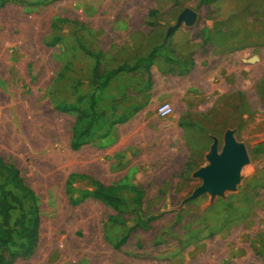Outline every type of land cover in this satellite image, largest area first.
Here are the masks:
<instances>
[{
	"label": "rangeland",
	"instance_id": "1",
	"mask_svg": "<svg viewBox=\"0 0 264 264\" xmlns=\"http://www.w3.org/2000/svg\"><path fill=\"white\" fill-rule=\"evenodd\" d=\"M186 7L194 25L165 38ZM80 44L103 74L155 46L170 70L117 74L82 135L95 58ZM227 134L246 153L235 182L194 196ZM0 158L38 210L32 253L0 250L12 264H264V0H0ZM99 186L125 203L92 198Z\"/></svg>",
	"mask_w": 264,
	"mask_h": 264
},
{
	"label": "trees",
	"instance_id": "2",
	"mask_svg": "<svg viewBox=\"0 0 264 264\" xmlns=\"http://www.w3.org/2000/svg\"><path fill=\"white\" fill-rule=\"evenodd\" d=\"M155 13V12H154ZM80 48L90 56L95 58L94 67L92 68V79L94 85V93L90 96L89 109L92 112L90 120L86 123L82 135L89 134L93 124V118L95 117L94 109L96 106V92H99L102 88L106 87L108 82L119 73H134L139 67L140 63L144 64V71L147 76H150L149 67L156 57V53L159 46L154 47L149 54L144 58H138L133 64L123 63L118 65L115 69L107 71L105 74L101 73L99 68V58L88 51L83 45L80 44ZM0 176L4 177V181L0 182V250L6 249L9 246H16L17 240L21 242L18 244V248L21 253L19 256L25 257L32 253L38 241V224L37 207L30 208L28 214L30 218H27V213L23 208V200H34L33 192L22 182L19 177V171L2 162L0 158ZM11 185L14 189L20 192V196L16 195L6 187ZM91 197L103 201L109 205H121L124 204V200L117 195L113 188L99 186L92 193ZM18 209L20 211L19 218L10 224L11 211ZM127 236L123 235L118 244H124ZM18 253H11L9 257L5 258L0 254V264H12L13 259Z\"/></svg>",
	"mask_w": 264,
	"mask_h": 264
},
{
	"label": "water",
	"instance_id": "3",
	"mask_svg": "<svg viewBox=\"0 0 264 264\" xmlns=\"http://www.w3.org/2000/svg\"><path fill=\"white\" fill-rule=\"evenodd\" d=\"M196 19L197 13L194 10L188 7L184 8L178 14L175 24L167 29L165 38H168L182 24L186 27H191L196 22ZM245 161V151L235 144L231 134H227L221 156L213 155L211 164L200 171L199 175L203 179V185L195 191L194 196L209 189L218 190L232 187L237 178L238 170Z\"/></svg>",
	"mask_w": 264,
	"mask_h": 264
},
{
	"label": "crops",
	"instance_id": "4",
	"mask_svg": "<svg viewBox=\"0 0 264 264\" xmlns=\"http://www.w3.org/2000/svg\"><path fill=\"white\" fill-rule=\"evenodd\" d=\"M246 6H248V4L246 5ZM187 8V7H186ZM191 9V8H190ZM241 21H238V24L240 23ZM248 23H250L251 24V26H250V28H252V27H255V34H254V36L255 37H258L259 35H261V33H262V29H261V24H262V21H259V27H258V29H257V24H256V21H249ZM224 24H227L226 22L225 23H223V25ZM183 25V24H182ZM182 25H180V27L182 26ZM194 25V24H193ZM192 25V26H193ZM234 25V24H233ZM243 26H246V28H247V22H246V19H244V22H243V24H242ZM185 26V25H184ZM191 26V27H192ZM235 26V25H234ZM180 27H178V28H176L175 30H177L176 31V33L175 34H177L179 31L178 30H181V28ZM186 27V26H185ZM187 29L186 30H183V33L184 34H187L188 32H189V28L190 27H186ZM238 29H240L241 31L243 30V28L241 27V25H239L238 26ZM174 30V31H175ZM173 31V32H174ZM172 32V33H173ZM173 38V37H172ZM191 38V35H189V37H188V40H187V42H185L183 45H180V44H178V43H174L175 45H179V46H181V48L182 49H184L185 50V52L182 54V57H184V58H186V56L190 53V52H192L193 51V48L194 47H196V44H197V42L195 41V40H191L190 39ZM190 39V40H189ZM251 39H252V36H251ZM252 46V45H251ZM253 46H261V42L260 41H258V42H255L254 41V45ZM252 46V47H253ZM156 47V46H155ZM154 48V47H153ZM153 48H151L144 56H141V57H139V58H144V57H146L148 54H149V52L153 49ZM182 49H181V51H176V53L178 52L179 54H180V52L182 53ZM177 53V54H178ZM253 56H255V55H253ZM138 59V58H137ZM253 59V58H252ZM137 61V60H136ZM135 61V62H136ZM160 63L162 64V65H165V67L167 68V71H169L170 70V65H168L169 63H170V61L168 60V59H164V58H162L160 55H157V53H156V57L153 59V61H152V63H151V65H150V67H149V73H150V76H148L149 78L150 77H153V75L155 74V72H157L158 71V69H160ZM190 63H191V61H189L188 59H184L183 60V62H182V64L183 65H187V64H189L190 65ZM141 64H143V62H141L140 63V67L139 68H141ZM138 68V69H139ZM137 69V70H138ZM136 70V71H137ZM135 71V72H136ZM177 74H180V75H182V76H186V74L188 75V70L187 69H182V71L180 72V73H177ZM166 77H167V79H169L170 78V75H166ZM183 92H185V91H183Z\"/></svg>",
	"mask_w": 264,
	"mask_h": 264
},
{
	"label": "built area",
	"instance_id": "5",
	"mask_svg": "<svg viewBox=\"0 0 264 264\" xmlns=\"http://www.w3.org/2000/svg\"><path fill=\"white\" fill-rule=\"evenodd\" d=\"M173 112L172 106L169 103H161L156 108V115L159 118L169 117Z\"/></svg>",
	"mask_w": 264,
	"mask_h": 264
}]
</instances>
